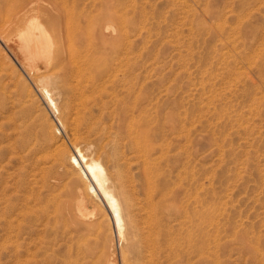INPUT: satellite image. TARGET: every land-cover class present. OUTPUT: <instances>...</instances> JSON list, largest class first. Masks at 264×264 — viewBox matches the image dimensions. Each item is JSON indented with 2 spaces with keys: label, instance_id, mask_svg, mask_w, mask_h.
<instances>
[{
  "label": "rangeland",
  "instance_id": "obj_1",
  "mask_svg": "<svg viewBox=\"0 0 264 264\" xmlns=\"http://www.w3.org/2000/svg\"><path fill=\"white\" fill-rule=\"evenodd\" d=\"M50 1H52V3ZM58 1L41 0V3L43 5L55 4L64 17L67 10L68 14L76 16V18L74 16L75 21L77 18L88 14L89 19H91L93 23L95 20L101 21L100 17H105L104 15H106L108 11H113L115 13L117 11L124 22H122V24L119 21L112 23L113 26L111 28H113V30L111 31V36L118 34L120 25H122V28L126 26L123 29L126 32L125 37L121 39L122 42L120 41V44H122L121 51H123V61L125 60V62L127 61L130 63L128 64L126 62V64L122 61L124 66L121 68L125 67L124 69L126 70L120 68L121 70L115 73L116 75L118 74L116 77H118L120 81L117 82V84H121V82L125 83L126 81L124 85L131 86L132 88L134 86L133 96L137 93L146 95V100H144L146 104L143 102L142 106L145 104L146 106L144 105L143 107L146 110L148 108L150 113L155 114L157 112L171 111L173 116L177 114L180 119H182L178 124L179 126L182 125V130H180L177 125L178 130L169 135L170 137L166 140V142H169L171 139L169 142L170 145H163L164 148H162V146L160 147L158 144L160 140L155 141V150L153 151V156H150L153 158V166L158 168L156 178L165 179L168 182V188L173 190V194L171 191L168 194L167 191H169V189H166L164 194H157L158 196H155V199H157V197H163L166 200V206L169 204H173V206L168 209L165 208L166 210L164 209L163 211L165 212L164 214H162V211L154 212L155 214L150 212V207H148L146 200L147 198L143 195L145 194L143 192L144 190L138 186L140 179L137 180V178L142 175L141 170H143L144 156L142 155L143 153L139 151V148H136L133 144L130 136L129 139L132 145H130L127 136L123 133H119L117 127H115V113L113 112L110 114V112H112L111 109L114 108L113 102L115 99H112L110 103L108 102L110 112H107V109L105 114H101L98 108H94L96 106H93V115L91 113L89 116L87 112L83 109L81 110V106L80 109H77L80 104L78 101V92L74 86L76 82L75 79L71 78L70 84H68L67 81L64 82V80L58 76L60 75L58 66L52 70L57 76H53L49 79L47 84L57 103L56 109L51 108L48 106L47 102H45V99H43L44 97L37 88L36 82L28 75L26 70L19 66L17 60L1 42L0 264H64L65 261V264L70 262V264H76L77 261L80 262V264H92V262L93 264H101L104 258V264H106L109 259L113 264H126L124 262L127 258H129L128 260L131 264H264V75H262L264 74V66L262 65L264 64V1L243 0L244 4L241 6V0H101L102 3L100 0L99 2L98 0L94 2L93 0ZM81 1H83L82 3L85 5H82V3H80ZM91 1L94 4L92 3L90 6ZM69 2L71 4H69ZM77 3L79 4L76 5ZM68 4L71 10L64 9L69 7ZM121 6L123 7L121 8ZM112 7H114V9H112ZM96 8L98 11L95 10ZM239 8L241 11H239ZM117 9H119V11ZM75 12L77 14H75ZM91 21L88 22L87 18L83 16V19L81 17L80 23L82 26L84 24V26L82 27L79 25L76 28L72 25L71 28L73 27L74 29L72 28L71 31L70 29L68 31L66 30L68 27L65 24V18L60 21L57 31L59 36L57 38L63 42L65 48L62 45V49L66 57H68L67 52H69V49L73 46L75 48L78 47L77 50L79 52L81 51L80 54L85 53L86 50L89 49L94 55H98L96 51L101 49L103 40L101 34L97 30L93 31L90 29V27H92ZM238 23L241 27L238 26ZM238 27H240V29H238ZM72 30L73 33H71ZM49 32L53 35L50 29ZM76 33L80 35H76ZM86 39H88L87 42L89 47L86 45ZM239 41L244 43V45ZM91 42L95 43L92 45ZM124 42L127 43L125 44ZM262 43L263 45H261ZM81 46L82 50L84 48L83 51L81 50ZM241 48L244 51H242ZM124 50L127 53H125ZM1 52L6 56H2ZM127 54L129 58L133 57V61L132 58L129 59L131 60L130 62L126 60L128 59V57L126 58ZM5 58L9 60L7 61ZM250 60H252L253 63ZM9 61L12 63L11 65H9ZM114 62H116V60ZM259 63L262 68L259 66ZM257 68H260V70ZM260 72L262 74H260ZM127 75H129V77ZM122 76L123 78H121ZM126 76L131 79L128 80ZM254 80L256 81L254 82ZM259 81L263 82L258 83ZM65 83L66 86L68 85V88L65 86ZM117 84L109 83L108 88L115 86L108 89V91H112L115 95L116 90L119 91L118 89H120L117 96L120 98L125 94V89H123V91V86L120 87V85ZM260 84H262V86H260ZM27 85L29 87H27ZM116 86L119 88H116ZM25 87H27L26 89H28V91ZM70 87L71 90H69ZM65 88H67L68 92ZM258 89L260 91H258ZM22 91L25 93H20ZM66 92L69 96L66 95ZM26 94L29 95L26 96ZM70 96H73V98L75 97L77 99L76 103L79 105L75 102L73 103L76 99ZM106 98L109 99V96L105 97V100ZM257 98H261L262 100ZM27 99L30 100L28 101ZM31 99H33L34 102L31 101ZM65 100H67V102ZM64 104H67L65 107L67 110L64 108ZM68 104H70V106ZM28 109L31 111L29 112ZM83 111L84 115L82 114L81 116V112ZM95 111L99 112L98 116V112L95 113ZM23 114H26L25 117ZM44 115L47 118L44 117L46 120L43 118ZM27 116L28 119H26ZM47 116L50 118L49 120ZM87 116L90 118L92 117L91 119L94 120L95 123H93L94 121H91L89 117L86 119ZM35 117L37 118L34 120L33 118ZM39 117L40 120L38 119ZM57 117L60 119H57ZM78 117L81 123L84 120L82 124L88 122L86 123L88 125H82ZM99 117L101 118L100 120ZM32 120L37 123L39 122V125L34 122V124L32 123V126H34L32 128V126H30L31 122H33ZM59 120L63 121L60 122ZM163 121L164 117L161 118L160 122ZM63 122H65V124ZM92 123L93 127L94 124L96 126L101 124L97 127L95 126L96 131L91 127L90 129L93 131L91 133V131L88 132V130ZM105 123H107L108 126ZM27 126L31 131H27ZM65 126L66 128L64 130L63 127ZM42 127L43 129L46 127V131H42ZM76 128L77 130H75ZM99 128L101 129L100 132H98ZM102 129H104V133L105 130L106 133L108 130L109 135L108 133L107 135L109 138L104 135ZM110 129L112 132L109 131ZM51 131L54 133H52L53 136L49 134ZM47 133L51 135L47 142L48 147L43 144L44 139L39 138H46L45 136L48 135ZM184 134L187 136L186 138ZM118 137L121 140H117ZM77 139H79V142H76L79 144L77 143L76 145V142L73 140ZM106 139L109 140L107 141ZM115 141L119 146H117ZM120 141H122L121 144ZM71 142L75 143L72 144ZM41 143L43 144V148ZM114 143L115 146H113ZM124 144H126L127 147ZM121 145H124L122 146L124 150L121 148ZM158 145L159 147H156ZM57 147L69 148L70 150L68 149V152L72 151L71 154H73L75 148H79L88 158H100L106 170H111L107 173L109 175L111 174V177H113L109 179V183H113H111L113 190L118 193L120 189L126 190L128 188L126 193L129 199L132 198L130 200L133 203L131 210H134V212L132 211L134 216L132 213L131 215L135 218L137 217L135 222L139 230L134 232L136 236L130 235L125 240L119 239L115 227L113 226L111 213L107 206H105V201L102 198L100 199L99 195V197L93 196L90 191L85 200V205L88 209L94 210L95 221H92L93 224L91 223L88 225V228H83L82 225L78 226L79 228H77V230L74 229L73 226L65 224L67 223L66 220L69 215V211L67 210H69L70 207L74 208L76 206L77 199L79 198V191L83 190L82 184L83 182H87V180L89 181V179L87 177L84 178L85 176L79 171V174L84 177L82 178L81 176L82 179L77 180L72 177L73 175L69 172L71 168H68L69 164L67 160L63 162L66 165L68 164V166L62 161L54 160V154H56V149H58ZM98 148L100 149L97 150ZM114 150H118L119 152H114ZM127 151H135L134 153L138 155L130 152L134 154L131 155ZM179 151L183 153L180 154ZM49 153H51L52 156ZM117 153L121 156L118 157ZM69 154L70 153H68L67 156H69ZM104 156L105 158L103 159ZM128 156H130V159ZM108 157L109 159L106 160ZM115 157L117 161L114 159ZM124 161L130 164H126L129 168L131 167L126 173H131L134 176L129 175L128 177V175L124 173L125 170L122 168L126 166ZM138 161L140 164L142 163L141 170L139 168L140 164L136 163ZM180 161L182 162L180 163ZM51 162L55 164L52 165ZM132 162L136 164L133 165ZM106 164L109 167L106 166ZM114 164H116V166ZM53 167L54 170L52 169ZM161 168H163V170ZM46 169V173L50 172L51 178L48 174H45ZM57 171L58 173H56ZM135 172L140 175H137ZM160 174H162V176ZM120 175H123L122 178L124 177V180L127 177V183L131 181L132 184L134 183L137 185L136 188L134 189L135 185L132 186L131 183L127 184L126 181H124V183ZM64 176H66V178ZM54 178L60 180L55 181ZM132 178L135 180L133 181ZM49 179L52 183H50ZM120 182L121 184H119ZM70 183H72L71 187L69 186ZM78 183L80 184L79 190ZM56 184L57 186H55ZM126 184L128 185L127 187ZM61 185H63L64 188ZM66 186L69 188H65ZM130 188L134 190H130ZM74 189H77L78 191H76L78 193L75 192ZM72 194L73 197L71 196ZM94 205L96 207H93ZM98 205L99 207H97ZM62 206L63 209H61ZM56 207L60 209L58 210ZM55 209L58 211H55ZM167 210L169 213L166 212ZM63 212H65L67 216H65ZM151 214L154 215L156 219ZM54 217L58 218L55 219ZM148 218H150V221H148ZM159 218L163 220L160 219V223L157 225L158 223L156 224L155 221ZM63 221L65 224L64 228L62 226ZM96 222H98V224ZM101 223L102 226H100ZM107 223L108 225H106ZM68 227H70L69 230L72 232H69ZM101 227L106 231L104 232L102 230L100 232ZM92 229H94V233H97L94 234ZM160 229H162V231ZM80 233L83 236H80ZM76 234L78 236H76ZM70 235L72 237L71 239ZM137 235L142 236L139 237ZM160 235L162 237H160ZM74 238L77 239L74 240ZM139 240H141L140 243H138ZM75 241L78 244L75 243ZM131 242L137 245L134 250L130 248ZM79 243L81 247H79ZM85 244L90 248L86 247ZM102 244H104V247ZM98 246H100V249ZM80 249L83 251L84 249L86 251L88 250L90 253H88V251H79ZM101 250H105L103 254ZM74 251H78V254ZM99 251L102 256L104 255V258L100 255ZM139 251H141V254H139ZM82 254H84V259L79 261V258L81 259L83 256ZM75 255L77 257L73 258ZM79 255L80 257H78ZM121 257H123V259ZM150 257L152 259H150ZM69 258L73 262L76 261V263H73ZM128 260L126 262L129 264Z\"/></svg>",
  "mask_w": 264,
  "mask_h": 264
},
{
  "label": "bare ground",
  "instance_id": "obj_2",
  "mask_svg": "<svg viewBox=\"0 0 264 264\" xmlns=\"http://www.w3.org/2000/svg\"><path fill=\"white\" fill-rule=\"evenodd\" d=\"M58 1V0H57ZM66 1V0H65ZM64 1V2H65ZM69 1V0H68ZM67 1V2H68ZM85 1V0H84ZM95 0H93V2H94ZM247 1V0H246ZM245 1V2H246ZM251 1H254V0H251ZM264 1V0H263ZM51 3H52V1H50ZM59 2V1H58ZM61 2V1H60ZM83 1H81L80 3H82ZM88 2V1H87ZM92 1H91V4H90V6L92 5V3H93ZM98 2H99V0H98ZM98 2H96V3H98ZM100 2H101V0H100ZM244 1L243 0H241L240 1V6L241 5H243L244 3H243ZM261 2V1H260ZM63 3V2H62ZM102 3V2H101ZM112 3V2H111ZM114 3V2H113ZM59 4V3H58ZM64 4V3H63ZM69 4H71L70 2H69ZM69 4H68V6H69ZM79 3H77L76 5H78ZM94 4V3H93ZM125 4V3H124ZM81 5V4H80ZM82 5H85L84 3H82ZM95 5H97V4H95ZM113 5V4H112ZM122 5V4H121ZM263 5V4H262ZM261 5V6H262ZM63 6V5H62ZM65 6L67 7V5L65 4ZM64 6V7H65ZM72 6V5H71ZM119 6V5H118ZM83 7V6H82ZM97 7V6H96ZM123 6H121V8H122ZM70 8V6L68 7V8H64L65 10L66 9H69ZM81 8V7H80ZM80 8H79V10H80ZM94 8H95V6H94ZM98 8V7H97ZM97 8L95 9V10H97ZM242 8V7H241ZM246 8V7H245ZM82 9V8H81ZM91 9V8H90ZM109 9V8H108ZM112 9H114V7H112ZM116 9V8H115ZM123 9H125V8H123ZM240 9V8H239ZM255 9V8H254ZM69 10H71V9H69ZM73 10V9H72ZM86 10V9H85ZM118 11H119V9H117ZM244 10V9H243ZM242 10V11H243ZM93 11H94V9H93ZM98 11V10H97ZM120 11H121V9H120ZM126 11V10H125ZM239 11H241V9L239 10ZM88 12V11H87ZM67 13V14H66ZM66 13H65V17L60 13V10L58 9V7L55 5V4H53V5H43L42 3H41V0H0V43L1 44H3L4 45V47L12 54V56L17 60V63L19 64V66L21 67V68H23L24 70H26L27 71V73H28V75H30L31 77H32V79L34 80V82H36V86H37V88L41 91V93H42V95H43V99H45V102H47V104H48V106L49 107H51V108H57V103H56V100H55V98L53 97V94H52V92H51V89L48 87V82H49V79H51L53 76H57V75H55V72L54 71H52L53 70V68H55V67H58V69H59V73H60V75H58V76H60L61 77V79L62 80H64V82L65 81H67V83L68 84H70L71 82H70V80H71V78L72 79H75V89H76V91L78 92V101H79V104L78 103H76V101H77V99L75 100V101H73V103L75 102L76 104H78L79 105V108H77V109H80V106L82 107L81 108V110L83 109L85 112H87V114L89 115H91V113L94 111L93 110V106H96V107H94V108H98V111H100V113L101 114H105L106 112V110H107V112L109 111L110 112V110H109V108L108 107H110L109 106V103H110V101L112 100V99H115V101L113 102V104H114V108H110L111 109V111L112 112H110V114L111 113H115V121H114V125H115V127H117V129H118V131H119V133H123L124 135H126L127 136V139H129V136H130V139H132L131 141L133 142V144L136 146V148L138 147L139 148V151H141L143 154V156H144V165H143V170H141V167H142V163L140 164L139 163V161L138 162H136V163H138V164H140V170L142 171V175H140V174H137V172H135L137 175H140V177H138L137 178V180H139V187L140 188H142L144 191V193L145 194H143V195H145L144 197H146L147 199V204H148V207H150V212L152 213V214H155L154 212H157V211H164V209L166 208V209H168L169 207H171V206H173V204H169V205H165V199L162 197V198H159V197H157V199H155V196H158L157 194H164V191H166V189H169L168 188V182L165 180V179H160L159 177L158 178H156V175L158 174V172H157V170H158V168L157 167H155V166H153V158H151L150 156L152 155L153 156V151L155 150V147H154V145H155V141H159V145H160V147L162 146V148H164L163 147V145H165V146H169L170 144H169V142L171 141V139H170V141L169 142H166V140H167V138L168 137H170L169 135H171L172 133H175L178 129H177V127L179 126L178 124L182 121V119H180V117L177 115V114H174V116L172 115V113H171V111H166V112H157V113H155V114H152V113H150L149 111H148V108H147V110L143 107L146 103L144 102V100H146V95H143V94H140V93H137L136 95H134L133 96V93H134V86H133V88L131 87V86H126V85H124L125 83H126V81H125V83H122L121 82V84L119 83V84H117V82H120L119 81V79H118V77H116L117 75L115 74L116 72H119V70H121V69H123V70H126V69H124V68H121L122 66H124V64L122 63V61H123V51H121V45L122 44H120V41L122 42V38H124L125 37V31L123 30L126 26H124V28H122V25H120L119 26V32H118V34L117 35H112L111 36V31L113 30V28H111L113 25H112V23L113 22H116V21H119V22H121V24H122V22H124V21H122V19H121V15H118V12L116 11V13L115 12H113V11H108L107 13H106V15H104L105 17H100V19H101V21H97V20H95V22L93 23L92 21H91V19H89V16H88V14H86V15H83L84 16V18H87V21L88 22H92V24H91V26L92 27H90V29L91 30H93V31H95V30H97L100 34H101V36H102V47H101V49H99V50H97L96 52H98V55H94L91 51H89V49L88 50H86V52L85 53H83V54H80L81 53V51L79 52L78 50H77V45H76V47L77 48H75L74 46L72 47V48H70L69 49V52H67L68 53V57H66V55H65V52H64V50L62 49V45H63V42H61L60 41V39L59 38H57L59 35L57 34V31H58V25H59V23H60V21L63 19V18H65V24H66V26L68 27V29L66 28V30L68 31L69 29H70V31H71V29L73 28V27H78L79 25H81V23H80V21H81V17H82V19H83V16H81V17H79V18H77V20L75 21V18H76V16H75V18H74V16H72L71 14H68V12H67V10H66ZM122 13H124V12H122ZM75 14H77L76 12H75ZM83 14H85V13H83ZM93 14V13H92ZM95 14V13H94ZM120 14V13H119ZM244 14V13H243ZM250 14V13H249ZM127 15V14H126ZM240 16V15H239ZM245 16V15H244ZM249 16H251V15H249ZM77 17H78V15H77ZM243 17V16H242ZM244 18V17H243ZM242 18V19H243ZM247 18H248V15H247ZM240 19V18H239ZM238 19V20H239ZM241 20V19H240ZM86 21V20H85ZM108 21V22H107ZM248 21H250V20H248ZM127 22V21H126ZM241 22V21H240ZM261 22V21H260ZM83 23H84V21H83ZM73 25V27L71 28V26ZM243 25V24H242ZM63 26V25H62ZM82 26V25H81ZM83 26H84V24H83ZM82 26V27H83ZM90 26V25H89ZM238 26H240L239 25V23H238ZM241 27V26H240ZM240 27H238V29H240ZM97 28V29H96ZM49 29H50V31L53 33V35H51L50 34V32H49ZM74 29V28H73ZM84 29H85V27H84ZM88 29H89V27H88ZM126 30V29H125ZM67 31H66V33H67ZM78 31V30H77ZM92 31V32H93ZM262 31V30H261ZM75 32H76V30H75ZM87 32H88V30H87ZM87 32H85V33H87ZM239 32H240V30H239ZM70 33V32H69ZM71 33H73V30H72V32ZM88 34V33H87ZM264 34V33H263ZM262 34V35H263ZM76 35H80V34H77L76 33ZM91 35V34H90ZM106 35V36H105ZM127 35V34H126ZM239 35H240V33H239ZM261 35V36H262ZM67 36H68V33H67ZM73 36V35H72ZM65 37H66V35H65ZM76 37V36H75ZM110 37V38H109ZM240 37V36H239ZM244 37V36H243ZM72 38V37H71ZM260 38V37H259ZM263 38H264V35H263ZM67 39H69V38H67ZM125 39H127V38H125ZM242 39H245V38H242ZM87 40L88 39H86V42H87ZM128 40V39H127ZM260 40H262V39H260ZM64 41V40H63ZM72 41H73V43H74V40L72 39ZM244 41V40H243ZM257 41H258V39H257ZM264 41V40H263ZM118 42V43H117ZM240 42V41H239ZM259 42H261V41H259ZM84 43H85V41H84ZM92 43V42H91ZM95 43V42H94ZM94 43H92V45L94 44ZM125 44L127 43V42H124ZM240 43H242V42H240ZM68 44V43H67ZM66 44V45H67ZM243 45H244V43H242ZM69 45V44H68ZM68 45H67V47H68ZM80 45V44H79ZM86 45H88V42H87V44ZM97 45V44H96ZM261 45H263V43L261 44ZM125 46H127V45H125ZM242 46V45H241ZM240 46V47H241ZM63 47H64V45H63ZM88 47H89V45H88ZM243 47V46H242ZM65 48V47H64ZM90 48H91V46H90ZM126 48V47H125ZM124 48V49H125ZM85 49H87V48H85ZM242 49V48H241ZM5 50V49H4ZM81 50H82V46H81ZM83 50H84V48H83ZM82 50V51H83ZM123 50V49H122ZM240 50V49H239ZM2 51V50H1ZM67 51H68V49H67ZM242 51H244L243 49H242ZM124 52H125V50H124ZM2 53V56L4 55V53L3 52H1ZM125 53H127V52H125ZM125 53H124V55H125ZM240 53V52H239ZM249 53V52H248ZM241 54V53H240ZM6 55H4V57H5ZM240 56V55H239ZM128 57V59H126V60H128L129 62L131 61V60H129V59H131L132 58V61H133V57H130L129 58V56H128V54H127V56H126V58ZM249 57V56H248ZM2 58V57H1ZM6 59V58H5ZM250 59V58H249ZM7 60V59H6ZM9 60V59H8ZM7 60V61H8ZM116 60V62H114ZM241 60H243V59H241ZM5 61V60H4ZM252 63H253V61L252 60H250ZM1 62V61H0ZM123 62H125V60L123 61ZM127 62V61H126ZM125 62V63H126ZM262 62V61H261ZM260 62V63H261ZM8 63H10V61L8 62ZM128 63V62H127ZM126 63V64H127ZM132 63V62H131ZM260 63H259V66H260ZM263 63V62H262ZM12 63H10L9 65H11ZM123 64V65H122ZM125 64V65H126ZM128 64H130V63H128ZM251 64V63H250ZM263 66H264V64H262ZM127 66H129V65H127ZM130 67V66H129ZM128 67V68H129ZM261 68H262V66H260ZM12 68H13V66H12ZM15 68V67H14ZM121 68V69H120ZM127 68V69H128ZM145 69V68H144ZM258 69V68H257ZM263 69H264V67H263ZM263 69H261V70H263ZM55 70H57V69H55ZM118 70V71H117ZM128 70H130V69H128ZM127 70V71H128ZM258 70H260V68L258 69ZM134 71H135V69H134ZM139 71V70H138ZM264 71V70H263ZM263 71H261V72H263ZM121 72V71H120ZM260 72V74H262ZM16 73H18V72H16ZM25 73V72H24ZM133 73V72H132ZM241 73H243V72H241ZM253 73V72H252ZM259 73V72H258ZM121 74V73H120ZM247 74H249V73H247ZM20 75V74H19ZM27 75V74H26ZM28 75H27V77H28ZM126 75V74H125ZM141 75V74H140ZM256 75H257V73H256ZM262 75H264V74H262ZM261 75V76H262ZM29 76V77H30ZM124 76V75H123ZM123 76L121 77V78H123ZM128 77H129V75H127ZM126 76V77H127ZM130 76H131V73H130ZM135 76V75H134ZM252 76V75H251ZM22 77V76H21ZM127 77V79L129 80V79H131V78H128ZM145 77H146V75H145ZM247 77H248V75H247ZM259 77H260V75H259ZM125 78V77H124ZM136 78V77H135ZM250 78V77H249ZM249 78H247V79H249ZM257 78H258V76H257ZM262 78V77H261ZM260 78V79H261ZM118 79V80H117ZM134 79V78H133ZM252 79H254V78H252ZM264 79V78H263ZM251 80V79H250ZM25 81V80H24ZM130 81H132V80H130ZM135 81V80H134ZM245 81H247V80H245ZM253 81V80H252ZM256 80H254V82H255ZM23 82V81H22ZM26 82V81H25ZM70 82V83H69ZM143 82V81H142ZM242 82V81H241ZM251 82V81H250ZM261 82H263V81H261ZM260 81L258 82V83H261ZM24 83V82H23ZM74 83V82H73ZM109 83H116L117 85H120V87L121 86H123L122 87V90L123 89H125V94L122 96V97H120V98H118L117 96H118V92L120 91V89H118L119 91H117L116 89H111V90H116V92H117V94H116V92H115V95L112 93V91L110 92V91H108V89H110L111 87H114V86H111V87H109L108 88V84ZM128 83H129V81H128ZM134 83V82H133ZM152 83V82H151ZM252 83V82H251ZM25 84V83H24ZM132 84V83H131ZM143 84H145V83H143ZM245 84V83H244ZM254 84V83H253ZM252 84V85H253ZM73 85H72V87H73ZM259 85V84H258ZM264 85V84H263ZM23 86V85H22ZM65 86H66V83H65ZM68 86V85H67ZM66 86V87H67ZM244 86V85H243ZM254 86H255V84H254ZM253 86V87H254ZM257 86V85H256ZM260 86H262V84H260ZM24 87V86H23ZM22 87V88H23ZM27 87H29L28 85H27ZM27 87H25V89L27 88ZM251 87V86H250ZM259 87V86H258ZM68 88V87H67ZM67 88H65L66 89V91H67ZM116 88H119V87H117L116 86ZM140 88V87H139ZM246 88V87H245ZM21 89V88H20ZM30 89V88H29ZM37 89V90H38ZM72 89H74V88H72ZM135 89H136V87H135ZM250 89V88H249ZM260 89V88H259ZM258 89V91H260ZM27 91H28V89H26ZM25 90V91H26ZM32 90V89H31ZM30 90V91H31ZM69 90H71V87H70V89ZM74 91V90H73ZM124 91V90H123ZM153 91V90H152ZM68 92V91H67ZM66 92V93H67ZM264 92V91H263ZM20 93H25L24 91H22V92H20ZM27 93H29V92H27ZM251 93V92H250ZM255 93V92H254ZM257 93V92H256ZM259 93V92H258ZM32 94V93H31ZM72 94H73V92H72ZM264 94V93H263ZM263 94H261V95H263ZM27 95H29V94H26V96ZM41 95V94H40ZM67 96H69L68 95V93L66 94ZM65 95V96H66ZM120 95V94H119ZM248 95H250V94H248ZM251 95H252V93H251ZM254 95V94H253ZM256 95V94H255ZM2 96V95H1ZM19 96V95H18ZM107 96H109V99L108 98H106V100H105V97H107ZM244 96V95H243ZM31 97H33V96H31ZM64 97V96H63ZM71 97V96H70ZM69 97V98H70ZM77 97V96H76ZM259 97V96H258ZM23 98V97H22ZM25 98V97H24ZM71 98H73V96L71 97ZM73 98V99H74ZM156 98V97H155ZM63 99H65V98H63ZM68 99V98H67ZM73 99H71V100H73ZM154 99V98H153ZM257 99H261V98H257ZM19 100H21V99H19ZM22 100H24V99H22ZM28 100V99H27ZM26 100V101H27ZM30 100V99H29ZM28 100V101H29ZM35 100V99H34ZM70 100V99H69ZM255 100V99H254ZM262 100V99H261ZM27 101V102H28ZM31 101H33V99H31ZM66 102H67V100H65ZM157 101V100H156ZM258 101V100H257ZM4 102V101H3ZM34 102V101H33ZM33 102H31V103H33ZM35 102H36V100H35ZM109 102V103H108ZM145 103V104H143V106H142V103ZM260 102V101H259ZM21 103V102H20ZM23 103V102H22ZM65 103V102H64ZM71 103V102H70ZM158 103V102H157ZM263 103V102H262ZM67 105V104H66ZM66 105L64 104V108L66 107ZM69 106H70V104H68ZM77 105V106H78ZM111 105V104H110ZM25 106V105H24ZM32 106H34V105H32ZM37 106H39V105H37ZM73 106L75 107V105L73 104ZM146 106V105H145ZM148 106V105H147ZM255 106V105H254ZM23 107V106H22ZM27 108H29L28 106H26ZM21 108V107H20ZM33 108V107H32ZM76 108V107H75ZM4 109H5V107H4ZM34 109V108H33ZM66 110H67V108H65ZM70 109L72 110V108L70 107ZM69 109V110H70ZM151 109V108H150ZM22 110H24V109H22ZM29 110V112L31 111L30 109H28ZM27 110V111H28ZM43 110V109H42ZM75 110V109H74ZM93 110V111H92ZM97 110V109H96ZM17 111V110H16ZM26 111V112H27ZM52 111V110H51ZM57 111V110H56ZM62 111V110H61ZM76 111V110H75ZM84 111L83 112H81V116H82V114L84 115ZM98 111H95V113H97ZM149 113H148V112ZM43 112V111H42ZM41 112V113H42ZM68 112H70V111H68ZM73 112V111H72ZM77 112V111H76ZM75 112V113H76ZM263 112H264V110H263ZM22 113V112H21ZM46 113V112H45ZM60 113V112H59ZM67 113V112H66ZM78 113V112H77ZM65 114V113H64ZM80 114V113H79ZM86 114V113H85ZM86 114V115H87ZM110 114H108V115H110ZM24 115V114H23ZM22 115V116H23ZM26 115V114H25ZM25 115H24V117H25ZM29 115V114H28ZM38 115H40V114H38ZM42 115V114H41ZM58 115V114H57ZM65 115H68V114H65ZM64 115V116H65ZM69 115H70V113H69ZM85 115V116H86ZM89 115V116H90ZM92 115H93V113H92ZM99 115V112H98V114H97V116ZM13 116V115H12ZM20 116V115H19ZM89 116H87L86 117V119L89 117ZM95 116V115H94ZM111 116V115H110ZM109 116V117H110ZM114 116H112V117H114ZM30 117V116H29ZM32 117V116H31ZM41 117V116H40ZM40 117L38 118L39 120H40ZM45 117V115L43 116V118ZM48 117V116H47ZM101 117V116H100ZM99 117V120L101 119ZM162 117H164V121L163 122H160V120H161V118ZM37 117H35V118H33L34 120L36 119ZM46 118V117H45ZM44 118V119H45ZM59 117H57V119H58ZM71 118V117H70ZM79 118V117H78ZM82 118V117H81ZM85 118V117H84ZM90 118V117H89ZM92 118V117H91ZM90 118V120L91 121H94V120H92ZM96 118V117H95ZM95 118H93V119H95ZM18 119V118H17ZM26 119H28V116L26 117ZM47 119V118H46ZM45 119V120H46ZM50 118L48 117V120H49ZM60 119V118H59ZM67 119H69V118H67ZM67 119H65V120H67ZM83 119V118H82ZM97 119H98V117H97ZM22 120V119H21ZM71 120V119H70ZM76 119L74 118V121H75ZM89 120V119H88ZM107 120H108V118H107ZM111 120V119H110ZM181 120V121H180ZM27 121V120H26ZM25 121V122H26ZM33 121V120H32ZM51 121V120H50ZM60 121V120H59ZM61 121H63V120H61ZM60 121V122H61ZM74 121H73V124H74ZM81 120H80V118H79V122H80ZM87 121V120H86ZM34 122H36V121H33V122H31V125H30V123H29V125L30 126H32V123L34 124ZM42 122V121H41ZM40 122V123H41ZM45 122H47V121H45ZM59 122V123H60ZM69 122V121H68ZM67 122V123H68ZM83 122H84V120H83ZM82 122V123H83ZM104 122V121H103ZM109 122V121H108ZM23 123V122H22ZM37 123V122H36ZM44 123V122H43ZM49 123V122H48ZM64 124H65V122H63ZM75 123L77 124V122L75 121ZM81 123V122H80ZM80 123H79V125H80ZM81 123V124H82ZM86 123H88V122H86ZM85 123V124H86ZM90 123V122H89ZM93 123H95V121L93 122ZM93 123H92V125H90L89 126V130H88V132H90L91 131V127H93ZM102 123V122H101ZM100 123V124H101ZM111 123H112V121H111ZM38 125H39V122L37 123ZM42 124V123H41ZM72 124V125H73ZM85 124H82V125H85ZM100 124H98V125H100ZM105 124H107V123H105ZM104 124V125H105ZM110 124V123H109ZM28 125V126H29ZM43 125V124H42ZM46 125H47V123H46ZM51 125V124H50ZM61 125V124H60ZM70 125H71V123H70ZM79 125H76V126H79ZM86 125H88V124H86ZM97 125V126H98ZM113 125V124H112ZM112 125H109V126H112ZM178 125V126H177ZM28 126H27V129H28ZM69 126V125H68ZM74 126V125H73ZM95 124H94V129H95V131H96V128H95ZM96 126V127H97ZM107 126H108V124H107ZM106 126V127H107ZM182 125H180L179 126V129L180 130H182V127H181ZM20 127V126H19ZM25 127V126H24ZM34 126H32V128H33ZM79 127H81V126H79ZM79 127H78V129H79ZM102 127V126H101ZM113 127V126H112ZM31 128V127H30ZM53 128V127H52ZM51 128V129H52ZM55 128V127H54ZM64 128V130H65V128H66V126L65 127H63ZM68 128V127H67ZM74 128V127H73ZM87 128V127H86ZM42 129H43V127H42ZM46 127H44V129L42 130V131H46ZM49 129V128H48ZM114 129V128H113ZM185 129V128H184ZM41 130V129H40ZM50 130V129H49ZM48 130V131H49ZM67 130V129H66ZM75 130H77V128L75 129ZM103 130V133H104V129H102ZM179 130V131H180ZM27 131H31L30 129H28ZM101 131V129L99 128V130H98V132H100ZM109 131H111L112 132V130L110 129ZM34 132H35V130H34ZM72 132V131H71ZM77 132V131H76ZM93 131H91V133H92ZM97 132V133H98ZM115 132V131H114ZM52 131L51 132H49V134H51L52 135ZM73 133V132H72ZM80 133V132H79ZM105 133H106V130H105ZM104 133V135H106V137L107 138H109L108 137V135H109V132H108V130H107V133H108V135H107V133L105 134ZM115 133H117V132H115ZM178 133V132H177ZM36 134V133H35ZM46 134V133H45ZM44 134V135H45ZM48 134V133H47ZM46 135L45 137L46 138H41V137H39L40 139H44L43 140V144L45 145V146H47V142H48V140L50 139L49 138V136H51V135ZM54 134V133H53ZM80 134H82V133H80ZM72 135H74V134H72ZM111 135V134H110ZM112 135H113V133H112ZM43 136V135H42ZM53 136V135H52ZM76 136V135H75ZM99 136V135H98ZM125 136V137H126ZM184 136H185V134H184ZM183 136V137H184ZM5 137V136H4ZM74 137V136H73ZM105 137V136H104ZM105 137V138H106ZM124 137V138H125ZM187 136H185V138H186ZM76 138V137H75ZM79 138V137H78ZM102 138V137H101ZM184 138V139H185ZM39 139V140H40ZM73 139V138H72ZM103 139V138H102ZM114 139H115V135H114ZM113 139V140H114ZM119 139V137L117 138V140ZM130 139H129V143L131 142L130 141ZM37 140H38V137H37ZM54 140V139H53ZM79 139H77V140H73V141H78ZM107 141L109 140V139H106ZM105 140V141H106ZM111 140H112V138H111ZM119 140H121V139H119ZM187 140V139H186ZM185 140V141H186ZM19 141V140H18ZM17 141V142H18ZM89 141V140H88ZM87 141V142H88ZM123 141V140H122ZM122 141H120V144L122 143ZM125 141V140H124ZM75 142H73V143H75ZM79 142V141H78ZM78 142H76L75 144L77 145V143ZM116 142V141H115ZM127 142V141H126ZM125 142V143H126ZM187 142V141H186ZM63 143V142H62ZM72 143V142H71ZM72 143V144H73ZM90 143V142H89ZM42 144V143H41ZM40 144V145H41ZM43 144L41 145L42 146V148H43ZM60 144V143H59ZM79 144V143H78ZM93 144V143H92ZM116 144H117V142H116ZM127 144H128V142H127ZM56 145H58V144H56ZM62 145V144H61ZM66 145V144H65ZM64 145V146H65ZM75 145V146H76ZM98 145V144H97ZM102 145V144H101ZM113 145V144H112ZM124 145H126V144H124ZM124 145H121V148H122V146H124ZM130 145H132L131 143H130ZM129 145V146H130ZM133 145V146H134ZM159 145L158 146H156V147H159ZM184 145V144H183ZM25 146V145H24ZM38 146V145H37ZM41 146H40V148H41ZM79 146V145H78ZM106 146V145H105ZM104 146V147H105ZM113 146H115V143H114V145ZM117 146H119L118 144H117ZM128 146V147H129ZM135 146H134V148H135ZM185 146V145H184ZM31 147V146H30ZM36 147V146H35ZM48 147V146H47ZM54 147V146H53ZM60 147V146H59ZM98 147H100V146H98ZM126 147H127V145H126ZM25 148V147H24ZM39 148V149H40ZM58 148V147H57ZM90 148V147H89ZM132 148V147H131ZM131 148H129V149H131ZM54 149H56V148H54ZM68 149L69 148H58V149H56V154H54L55 156V159L54 160H56V161H64V160H67L68 161V164H69V166H68V164L66 165L64 162V164L66 165V166H68V168H71V170L69 169V172H71V174L73 175L72 177H74V178H76L77 180H80V179H82L84 176V178H88L89 179V181L87 180V182H83V184H82V188H83V190L81 191H79V198L77 199V197H76V199H77V203H76V206L73 208V207H70L69 208V210H67V211H69V215H68V218H67V220H66V222L67 223H65V224H67V225H70V226H73V228L74 229H76L77 230V228H79L78 226H83V228L84 227H86V228H88V225H90L91 223H92V221L94 220V216H95V214H94V210H92V209H88V207L85 205V200H86V198H87V196H88V194H89V191L90 192H92V194H93V196L95 195V196H100V199L102 198L104 201H105V206H107V208H108V210H109V212L111 213V217H112V219H113V226L115 227V231H116V233H117V236L119 237V239H121V240H125L126 238H128L130 235H134V236H136L135 234H134V232H137V230H139V229H137V224H136V222H135V220H137L135 217H133L134 215H133V213H132V211L134 212V210H131V208H132V202L130 201L132 198H131V196H132V194H131V196H130V198L131 199H129V197H128V194L126 193V190L128 189H126V190H124L123 188V190H121L120 189V191L118 192V193H116L114 190H113V188H112V184L111 183H109L110 181H109V179L110 178H113V177H111L112 175L110 174H108L107 172L108 171H111V170H106V168H105V166L102 164V162L100 161V158L99 159H96V158H88L84 153H83V151H81L79 148H75L74 149V152H73V154H71V152H68ZM100 148H98L97 150H99ZM105 149V148H104ZM108 149V148H107ZM113 149V148H112ZM123 150H124V147L122 148ZM185 149V148H184ZM70 150V149H69ZM82 150H84V149H82ZM127 150V149H126ZM125 150V151H126ZM137 150V149H136ZM161 150V149H160ZM183 150V149H182ZM115 151H117V152H119L118 150H114V152ZM171 151V150H170ZM53 152V151H52ZM51 152V153H52ZM98 152V151H97ZM107 152H108V150H107ZM120 152H122V151H120ZM128 152V151H127ZM130 152H132V151H130ZM130 152H128V153H130ZM135 152V151H134ZM134 152H132V153H134ZM164 152V151H163ZM167 152V151H166ZM169 152V151H168ZM178 152V151H177ZM177 152H176V154H177ZM180 152V154L181 153H183L182 151H179ZM27 153V152H26ZM51 153H49L50 155H51ZM68 153H70L69 154V156H67L68 155ZM109 153V152H108ZM132 153H130L131 155H134V154H137V153H134V154H132ZM156 153H159V152H156ZM170 153V152H169ZM31 154V153H30ZM97 154V153H96ZM118 154V153H117ZM116 154V155H117ZM120 154H122V153H120ZM125 154V153H124ZM155 154V153H154ZM28 155V154H27ZM91 155H92V152H91ZM123 155V154H122ZM129 155V154H128ZM130 155V156H131ZM138 155V154H137ZM140 155V154H139ZM156 155V154H155ZM158 155V154H157ZM162 155V154H161ZM172 155V154H171ZM178 155H179V153H178ZM177 155V156H178ZM185 155V154H184ZM42 156V155H41ZM52 156V155H51ZM90 156V155H89ZM99 156L101 157V155L99 154ZM107 156V155H106ZM121 156V155H120ZM119 156V154H118V157H120ZM130 156H128L129 157V159H130ZM165 156H168V155H165ZM44 157V156H43ZM140 157V156H139ZM105 158V156L103 157V159ZM122 158V157H121ZM109 159V157L106 159V160H108ZM114 159H116V161H117V158L115 157ZM125 159V158H124ZM128 159V158H127ZM128 159V160H129ZM174 159H175V157H174ZM119 160V159H118ZM121 160V159H120ZM136 160H137V158H136ZM139 160V159H138ZM167 160H168V158H167ZM53 161V160H52ZM142 161V160H141ZM140 161V162H141ZM55 162V161H54ZM52 163V165L53 164H55V163ZM104 162V161H103ZM108 162V161H107ZM123 162V161H122ZM121 162V163H122ZM129 162V161H128ZM134 162V161H133ZM133 162H132V164H133ZM161 162V161H160ZM182 161H180V163H181ZM50 163V162H49ZM105 163V162H104ZM110 163V162H109ZM124 163H125V165L127 164L125 161H124ZM130 163V162H129ZM135 163V164H136ZM159 163V162H158ZM164 163V162H163ZM168 163V162H167ZM186 163V162H185ZM120 164V163H119ZM135 164H133V165H135ZM173 164V163H172ZM183 164V163H182ZM37 165V164H36ZM50 165V164H49ZM115 166H116V164H114ZM113 165V166H114ZM124 165V164H123ZM127 165H130V164H127ZM125 166V168L124 167H122L124 170H125V172L124 173H126V171L128 172L129 170H130V168L128 167V166ZM168 165V164H167ZM169 165H170V163H169ZM185 165V164H184ZM51 166V165H50ZM59 166V165H58ZM106 166H108L107 164H106ZM119 166V165H118ZM161 166V165H160ZM57 167V166H56ZM59 167H61V166H59ZM109 167V166H108ZM37 168V167H36ZM40 168V167H39ZM42 168V167H41ZM48 168H49V166H48ZM62 168V167H61ZM67 168V169H68ZM117 168V167H116ZM120 168V167H119ZM126 168H127V170H126ZM133 168V167H132ZM43 169V168H42ZM53 170H54V167L52 168ZM79 169V170H78ZM110 169V168H109ZM129 169V170H128ZM162 170H163V168H161ZM37 170V169H36ZM52 170V171H53ZM117 170V169H116ZM118 170H120V169H118ZM123 170V171H124ZM46 171H47V169L45 170V174L47 175H49L50 176V178H51V175L47 172L46 173ZM51 171V172H52ZM56 171V170H55ZM54 171V172H55ZM79 171H81V173L84 175V176H82L81 174H79L80 172ZM121 171H122V169H121ZM140 171V172H141ZM68 172V171H67ZM66 172V173H67ZM113 172V171H112ZM119 172V171H118ZM117 172V173H118ZM139 172V171H138ZM56 173H58V171L56 172ZM63 173V172H62ZM111 173V172H110ZM117 173H116V175H117ZM122 173V172H121ZM134 173V172H133ZM165 173V172H164ZM69 174V173H68ZM67 174V175H68ZM119 174V173H118ZM123 174V173H122ZM167 174V173H166ZM53 175H55V174H53ZM64 175V174H63ZM126 175H128V177H129V175H132V176H134L133 174H127L126 173ZM161 176H162V174H160ZM164 175V174H163ZM32 176V175H31ZM57 176V175H56ZM55 176V177H56ZM62 176V175H61ZM70 176V175H69ZM68 176V177H69ZM81 176H82V178H81ZM123 176V175H122ZM122 176L120 175V178H122ZM58 177H60V176H58ZM65 178H66V176H64ZM71 177V178H72ZM124 177H125V174H124ZM124 177L122 178L123 179V182L124 181H126V179H127V177L125 178V180H124ZM155 177V178H154ZM42 178H43V176H42ZM53 178V177H52ZM64 178V179H65ZM118 178V177H117ZM133 178H135V177H133ZM132 178V180L134 181L135 179H133ZM168 178H169V176H168ZM48 179V178H47ZM62 179V178H61ZM63 179V180H64ZM131 179V178H130ZM178 179V178H177ZM46 180V179H45ZM50 180V179H49ZM48 180V181H49ZM53 180V179H52ZM54 180L56 181V180H60V179H56V178H54ZM62 180V181H63ZM86 180V179H85ZM129 180V179H128ZM170 180V179H169ZM172 180V179H171ZM175 180V179H174ZM24 181V180H23ZM22 181V182H23ZM42 181H43V179H42ZM41 181V182H42ZM68 181V180H67ZM115 181V180H114ZM120 181H122V180H120ZM177 181V180H176ZM47 182V181H46ZM45 182V183H46ZM66 182V181H65ZM80 182V181H79ZM50 183H52V181L50 180ZM81 183V182H80ZM125 183V182H124ZM126 183H127V181H126ZM130 183L132 184V182L130 181ZM130 183H127V184H130ZM194 183V182H193ZM192 183V184H193ZM59 184V183H58ZM61 184V183H60ZM71 184L72 183H70L69 184V186L71 187ZM79 184V183H78ZM78 184H76V185H78ZM119 184H121V182L119 183ZM126 184V187L128 186ZM174 184V183H173ZM53 185V184H52ZM133 185H135L134 183L132 184V186ZM55 186H57V184L55 185ZM61 186H63V185H61ZM136 186L137 185H135V187H134V189L136 188ZM180 186H182V185H180ZM49 187H50V185H49ZM74 187V186H73ZM78 187V186H77ZM125 187V188H126ZM53 188V187H52ZM51 188V189H52ZM63 188H64V186H63ZM65 188H69V187H65ZM75 188V187H74ZM79 188H80V184H79V187H78V190H79ZM138 188V187H137ZM172 188H173V186H172ZM60 189V188H59ZM133 188L131 189L130 188V190H134ZM67 190V189H66ZM75 190V192H77L78 190L77 189H74ZM77 190V191H76ZM72 191V190H71ZM140 191H141V189H140ZM172 192L173 190L172 189H169V191H167L168 192V194H169V192ZM48 192V191H47ZM50 192V191H49ZM66 192V191H65ZM74 192V191H73ZM74 192V193H75ZM131 192V191H130ZM129 192V193H130ZM78 193V192H77ZM60 194V193H59ZM91 194V195H92ZM172 194H173V192H172ZM171 194V195H172ZM40 195V194H39ZM49 195V194H48ZM48 195H45V196H48ZM170 195V196H171ZM72 197H73V194L71 195ZM90 196V195H89ZM98 196V197H99ZM50 197V196H49ZM52 197V196H51ZM75 199V198H74ZM93 199H94V197H93ZM63 200V199H62ZM61 200V201H62ZM69 200V199H68ZM76 201V200H75ZM89 201H90V198H89ZM104 201H102V202H104ZM133 201H134V199H133ZM168 201H169V198H168ZM64 202H65V198H64ZM64 202H63V204H64ZM70 202H71V200H70ZM173 202V201H172ZM60 203V202H59ZM68 203V202H67ZM96 203H97V201H96ZM99 203H101V202H99ZM169 203H171V202H169ZM175 203V202H174ZM66 204V203H65ZM102 204V203H101ZM100 204V205H101ZM135 204V203H134ZM61 205V204H60ZM13 206V205H12ZM69 206H72V205H69ZM14 207V206H13ZM93 207H96L95 205L93 206ZM92 207V208H93ZM97 207H99V205L97 206ZM104 207V206H103ZM136 207V206H135ZM147 207V206H146ZM179 207V206H178ZM56 208H58V207H56ZM176 208V207H175ZM60 208H58V210H59ZM61 209H63V206L61 207ZM67 209V208H66ZM165 209V210H166ZM178 209V208H177ZM177 209H175V210H177ZM14 210V209H13ZM57 209H55V211H58ZM101 210H103V209H101ZM174 210V211H175ZM179 210V209H178ZM177 210V211H178ZM63 211V210H62ZM107 211V210H106ZM13 212V211H12ZM48 212V211H47ZM50 212V211H49ZM167 213H169L168 212V210L166 211ZM189 212H192V211H189ZM64 214H65V212H63ZM131 213H132V215H131ZM165 212H163L162 214H164ZM167 213H166V215H167ZM135 214V213H134ZM151 214V215H152ZM161 214V215H162ZM181 214V213H180ZM187 214V213H186ZM199 214H200V212H199ZM63 215V214H62ZM196 215V214H195ZM56 216H57V213H56ZM65 216H67L66 214H65ZM98 216H100V215H98ZM102 216V215H101ZM106 216H109V215H106ZM147 216H148V214H147ZM150 216V215H149ZM153 217H154V215H152ZM170 216V215H169ZM175 216V215H174ZM177 216V215H176ZM58 217H60V216H58ZM58 217H56V218H58ZM151 217V216H150ZM190 217V216H189ZM55 218V217H54ZM55 218V219H56ZM61 218H62V216H61ZM64 218V217H63ZM135 218V219H134ZM155 219H156V217H154ZM153 218V219H154ZM50 219V218H49ZM65 219V218H64ZM98 219H99V217H98ZM147 219V218H146ZM149 220L148 221H150V218H148ZM152 219V218H151ZM154 219V220H155ZM161 218H159L157 221H155L156 222V224L157 225H159V223H160V220ZM61 220V219H60ZM97 220V219H96ZM161 220H163V219H161ZM167 220V219H166ZM165 220V221H166ZM58 221H59V219H58ZM95 221V220H94ZM101 221V220H100ZM188 221V220H187ZM52 222V221H51ZM145 222V221H144ZM169 222V221H168ZM62 223V222H61ZM97 224H98V222H96ZM103 223V222H102ZM102 223L100 224V226H102ZM58 224V223H57ZM64 221H63V224H62V226H63V228H64ZM93 224V223H92ZM104 224V223H103ZM152 224V223H151ZM8 225H9V222H8ZM11 225V224H10ZM106 225H108V223L106 224ZM99 226V225H98ZM164 226H165V224H164ZM67 227V226H66ZM90 227V226H89ZM95 227V226H94ZM96 227H97V225H96ZM104 227V226H103ZM55 228H56V226H55ZM69 228L70 227H68V230H69ZM82 228V229H83ZM91 228V227H90ZM100 228V227H99ZM162 228V227H161ZM171 228V227H170ZM5 229V228H4ZM12 229V228H11ZM81 229V230H82ZM95 229V228H94ZM94 229H92V232L94 231ZM97 229H98V227H97ZM166 229V228H165ZM71 230H72V228H71ZM103 229H102V227H101V230H100V232L102 231ZM161 231H162V229H160ZM67 231V230H66ZM82 231H84V230H82ZM97 231V230H96ZM99 231V230H98ZM104 232L106 231V230H103ZM108 231V230H107ZM65 232V231H64ZM69 232H72V231H70L69 230ZM140 232V231H139ZM67 233H68V231H67ZM78 233V232H77ZM81 233H83V232H81ZM80 233V236L82 235ZM91 233V232H90ZM94 233V232H93ZM97 233V232H96ZM96 233H94V234H96ZM107 233V232H106ZM159 233V232H158ZM71 234V233H70ZM105 234V233H104ZM110 234V233H109ZM138 234V233H137ZM167 234V233H166ZM10 235V234H9ZM78 235H79V233H78ZM77 234H76V236H78ZM99 235V234H98ZM106 235V234H105ZM104 235V236H105ZM108 235V234H107ZM116 235V234H115ZM79 236V237H80ZM83 236V235H82ZM85 236V235H84ZM96 236V235H95ZM137 236H139V235H137ZM140 236H142V235H140ZM139 236V237H140ZM144 236V235H143ZM167 236V235H166ZM165 236V237H166ZM10 237V236H9ZM99 237V236H98ZM149 237V236H148ZM160 237H162L161 235H160ZM168 237V236H167ZM174 237V236H173ZM6 238V237H5ZM72 237H71V235H70V239H71ZM83 238V237H82ZM85 238V237H84ZM96 238V237H95ZM101 238V237H100ZM135 238H137V237H135ZM134 238V239H135ZM189 238H190V236H189ZM192 238V237H191ZM75 239H77V238H74V240ZM80 239V238H79ZM99 239V238H98ZM140 239V238H139ZM154 239V238H153ZM152 239V240H153ZM166 239V238H165ZM164 239V240H165ZM170 239V238H169ZM4 240H6V239H4ZM97 240V239H96ZM163 240V241H164ZM177 240V239H176ZM11 241V240H10ZM17 241V240H16ZM78 241V240H77ZM80 241V240H79ZM118 241H120V240H118ZM136 241V240H135ZM140 241L141 240H139V242L138 243H140ZM170 241V240H169ZM15 242V241H14ZM103 242V241H102ZM107 242V241H106ZM165 242V241H164ZM75 243H77L76 241H75ZM97 243V242H96ZM95 243V244H96ZM111 243V242H110ZM137 243V242H136ZM153 243V242H152ZM187 243V242H186ZM78 244V243H77ZM80 244V243H79ZM111 245V244H110ZM149 245V244H148ZM154 245V244H153ZM171 245V244H170ZM191 245V244H190ZM16 246V245H15ZM71 246V245H70ZM78 246V245H77ZM85 246H86V244H85ZM97 246V245H96ZM102 246L104 247V244H102ZM102 246H101V249H102ZM155 246V245H154ZM174 246V245H173ZM18 247V246H17ZM79 247H81V244L79 245ZM86 247H88V246H86ZM112 247V246H111ZM137 247V245H135L133 242H131V244H130V248L132 249V250H134L135 248ZM140 247V246H139ZM70 248V247H69ZM68 248V249H69ZM83 248V247H82ZM88 248H90V247H88ZM98 248L100 249V246H98ZM107 248V247H106ZM152 248V247H151ZM174 248V247H173ZM93 249H94V246H93ZM109 249H110V247H109ZM126 249V248H125ZM140 249V248H139ZM11 250H13V249H11ZM15 250V249H14ZM75 250V249H74ZM76 250H77V248H76ZM82 249H80L79 251H81ZM96 250H98V249H96ZM108 250V249H107ZM121 250V249H120ZM148 250V249H147ZM151 250V249H150ZM166 250V249H165ZM184 250V249H183ZM189 250V249H188ZM83 251V250H82ZM86 250L84 249V251L83 252H85ZM88 251V250H87ZM86 251V252H87ZM103 251H105V250H103ZM103 251L101 250V252H102V254H103ZM137 251V250H136ZM169 251V250H168ZM18 252V251H17ZM75 252V251H74ZM77 252V254H78V251H76ZM75 252V253H76ZM95 252H97V251H95ZM100 252V251H99ZM98 252V253H99ZM101 252H100V255L102 256V254H101ZM151 252V251H150ZM154 252V251H153ZM82 253V252H81ZM88 253H90V251H88ZM106 253H107V251H106ZM105 253V254H106ZM109 253V252H108ZM130 253V252H129ZM138 253V252H137ZM148 253V252H147ZM158 253V252H157ZM179 253V252H178ZM194 253V252H193ZM139 254H141V251H139ZM149 254V253H148ZM182 254H184V253H182ZM15 255V254H14ZM63 255V254H62ZM72 255V254H71ZM83 256H82V258L80 259L79 258V261L80 260H82V259H84L83 257H84V254H82ZM90 255V254H89ZM89 255H88V257H89ZM92 255V254H91ZM98 255V254H97ZM97 255H95V256H97ZM108 255V254H107ZM107 255H106V258H107ZM135 255V254H134ZM136 255H138V254H136ZM151 255V254H150ZM166 255V254H165ZM176 255V254H175ZM179 255V254H178ZM111 256V255H110ZM181 256V255H180ZM189 256V255H188ZM64 257V256H63ZM65 257H67V256H65ZM70 257V256H69ZM71 257H73V256H71ZM75 257H77L76 255L73 257V258H75ZM78 257H80V255L78 256ZM90 257H92V256H90ZM98 257V256H97ZM103 258H104V255L102 256ZM112 257V256H111ZM115 257V256H114ZM148 257V256H147ZM72 258V259H73ZM102 258V259H103ZM122 259H123V257H121ZM125 258V257H124ZM127 258V257H126ZM186 258H187V256H186ZM189 258V257H188ZM67 259V258H66ZM70 259V258H69ZM108 259V258H107ZM129 258H127L126 259V261L128 260ZM150 259H152L151 257H150ZM169 259V258H168ZM167 259V260H168ZM65 260V259H64ZM71 260V259H70ZM77 260V259H76ZM104 261H105V258L103 259ZM102 260V263L101 264H104L103 261ZM166 260V259H165ZM72 261V260H71ZM98 261H99V259H98ZM123 261V260H122ZM124 262V263H126V264H128L127 262ZM150 261V260H149ZM186 261V260H185ZM73 262V261H72ZM75 263H76V261H74ZM73 262V263H74ZM101 262V261H100ZM128 262H129V264H131V262L128 260ZM156 262H157V260H156ZM170 262V261H169ZM175 262V261H174ZM66 263V261L64 262V264ZM71 263V262H70ZM70 263H67V264H70ZM77 263L78 264H80V262H78L77 261ZM76 263V264H77ZM86 263V262H85ZM98 263V262H97ZM149 263V262H148ZM154 263V262H153ZM166 263V262H165ZM84 264V263H83ZM86 264H89V263H86ZM92 264H93V262H92ZM106 264H113V262L109 259L107 262H106ZM117 264V263H116Z\"/></svg>",
  "mask_w": 264,
  "mask_h": 264
}]
</instances>
